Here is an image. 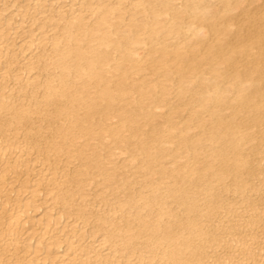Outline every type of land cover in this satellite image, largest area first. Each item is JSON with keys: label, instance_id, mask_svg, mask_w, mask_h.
<instances>
[{"label": "bare ground", "instance_id": "6f19581e", "mask_svg": "<svg viewBox=\"0 0 264 264\" xmlns=\"http://www.w3.org/2000/svg\"><path fill=\"white\" fill-rule=\"evenodd\" d=\"M44 1L0 0V264H150L153 259V264H264L263 3L249 11L243 0L236 2L247 14L242 27L239 11H229L237 4L230 2L235 7L229 9V0L222 1L221 12L209 10L218 0L209 7L201 0L198 4H205L206 11L204 5L196 7L195 0H183L182 11L175 0H95V6L93 0H79L75 8L72 3L65 7L61 1ZM252 1L245 3L247 8ZM19 6L18 15L5 13ZM138 12L141 17H136ZM193 24L192 33L199 36L192 43L179 40L168 48L167 32V38L178 37L183 26ZM160 29L164 39L157 36ZM155 40L158 47L142 48ZM204 64L214 72L207 70L214 76L208 84ZM143 71L150 74L139 75ZM152 73L154 79L149 78ZM193 74L206 79L195 81ZM224 76L232 88H226ZM191 77L206 85L198 88ZM164 81L177 85L175 98L187 97L186 116L182 107L177 111L178 101L167 98L170 87ZM247 81L250 84L244 85ZM230 96L237 105L232 98L225 100ZM165 100L168 110H163L161 125L153 119L162 110L154 106H164ZM224 101L231 102L235 115L246 108L245 119L238 120L241 113L238 119L232 116L237 121L229 117ZM195 107H203L210 118L205 120ZM175 111L184 117L181 126L172 119ZM197 124L207 137L198 136V128L190 136ZM212 143H227V151L223 144ZM246 143L249 148L243 150ZM206 146L209 154L199 161ZM180 147L186 156L182 162L171 156L177 150L180 159ZM114 148L127 158L118 162ZM168 157L176 165L169 167ZM208 167L214 169L208 175L215 182L205 179L204 186L199 178L205 176H194V171L202 169L205 175ZM163 178L168 187L159 193ZM223 180H231L230 185ZM197 181L211 198L212 189L220 191L215 188L219 181L225 188L233 185L234 192L228 187L232 194L246 195L237 201L240 206L233 197L232 203L224 197L226 205L210 203L207 196L203 203L197 200L199 192L197 199V193L192 194ZM91 183L100 188L89 193ZM135 183L140 185L137 191ZM150 187L152 194H145L149 191L143 189ZM214 194L215 199L221 196ZM163 196H173V206L161 200ZM197 202L203 211L197 210ZM222 206L219 220L217 209ZM216 211L219 223L213 222L210 231L196 214L215 217ZM98 231L102 234L95 243Z\"/></svg>", "mask_w": 264, "mask_h": 264}, {"label": "rangeland", "instance_id": "374dc122", "mask_svg": "<svg viewBox=\"0 0 264 264\" xmlns=\"http://www.w3.org/2000/svg\"><path fill=\"white\" fill-rule=\"evenodd\" d=\"M60 1L63 2V3L66 5L65 7H68V6H70V5L73 4L72 6H73L74 8L76 7V5H79V3H80L79 0H57V1H56V0H55V1H54V0H49V1H48V0L46 1V0H45L44 2H45V4H48V3H50V2H52V3H57V2H60ZM109 1H110V0H109ZM113 1H114V0H112L110 3H112ZM177 1H178V2H177ZM193 1H194V0H193ZM196 1H197V2H196ZM203 1H204V3H205L206 5L208 4V7H209V5H211V4L213 3V1L216 2L215 0H202V3H203ZM206 1H209V2L206 3ZM210 1H211V2H210ZM218 1H220V2H217L216 5H214V6H216V7H214V6L212 7V6H210V7H209V8H210L209 10H211V8H215V10H218L217 12H219V11L221 12L222 8H224V7H222V6H224V4H222V3H223V2H222L223 0H218ZM239 1L241 2V0H237V1L234 0V2L229 0V3H228V6H227V7H230V6H231V8H229V9H232V7L234 8L235 6H236V7L238 6V8H239V5H241V3H243V2L247 3L249 0H247V1H246V0H243V2L237 4L236 2H239ZM255 1H256V0H255ZM255 1H254V2H255ZM263 1H264V0H260V1L257 0V2H255V3L252 1L253 4L250 2V3H251V5H250L251 7L248 5V8H247V4H249V3H247V4L243 3L242 6L246 7V10L248 9V10L250 11V10H254V9H251L252 7H253V8H255V7H256V8H258V7H259V8H262V6H260V4H261V2H262V3H263L262 5L264 6V2H263ZM22 2H24V1H22ZM95 2H96L95 0L92 1V6H95ZM105 2L108 3V0H105ZM174 2H176V3L178 4L179 7H177L176 3H174ZM174 2H173V5H175V6L177 7V9L180 8V10H178V11H182V9H184V8H182V7L184 6V5L182 4L183 0H180L181 3L179 2V0H175ZM194 2H195V6H196V7H198V6L201 4V3L198 4L199 2H201V0H200V1H199V0H195ZM230 2H231L232 4H234V5H235V4H237V5H235V6L233 5V6H232V4H231ZM71 3H72V4H71ZM93 3H94V4H93ZM107 3H106V4H107ZM209 3H210V4H209ZM256 3H258V4H256ZM196 4H198V5H196ZM205 4H203L204 6L201 4L199 7H202V6H203V9L206 8V9H205V11H206V10H208V9H207L208 7H207ZM220 4H222V5H220ZM0 5H1V3H0ZM181 5H182V6H181ZM217 5H218V6H217ZM219 5H220L221 7H220ZM245 5H246V6H245ZM142 6H143V5H142ZM142 6H141V5H140V6H137V10H138L139 7H141V8H139V10L142 9ZM180 6H181V7H180ZM205 6H206V7H205ZM242 6H241V8H239V9L237 8L238 10H236V11L234 10L236 7H235L233 10H229V11H230V13H231V11H234V12L239 11V12H237V14H238V18L241 19V22H242V23H244V25H243L242 23H240V24L242 25V27H244V26H246L245 24H247V14L240 10V9L244 8V7H242ZM184 7H185V6H184ZM204 7H205V8H204ZM218 7L220 8V10L218 9ZM21 8H22V7H20V6H19L17 9H16L15 7H10L9 9L5 10V13H10V12H11V14H16V13H17V15H18L19 11H17V10H20ZM91 8H93V7H91ZM181 8H182V9H181ZM263 10H264V9H263ZM186 12H188V11L186 10ZM186 12L183 11L184 14H185ZM209 12H210V11H209ZM241 12H242V14H241ZM85 13H86V12H85ZM88 13L90 14V11L87 12L86 15H87ZM128 13H129V12H126L125 14L128 15ZM183 13H182V14H183ZM227 13H228V12H226V15H225V17H224V20L228 17V16H227ZM230 13H228V15H229ZM89 14H88V15H89ZM182 14H181V15H182ZM184 14H183V15H184ZM187 14H188V13H187ZM126 15H124V16L127 17ZM137 15L140 16L141 13L138 12V13H136V17H138ZM15 16H16V15H15ZM243 16H244V17H243ZM140 17H141V16H140ZM162 17H163V16H162ZM186 17H188V16L186 15ZM186 17L184 18V16H183V18H184L185 20H188L189 18H186ZM241 17H243V18H241ZM160 19H161V17H160ZM245 20H246V21H245ZM227 21H229V20L226 19V22H227ZM255 21H257V20H255ZM257 22H259V20H258ZM257 22H256L255 24H257ZM167 24H168V23H167ZM191 26H192V28H191V27L188 28V27H186V26H183L181 32L178 34V35H180V34H181V35L178 36V37H177V36H174L175 38H174L173 36H168V38H167V35H169V33L167 32V35H165L166 38L164 39L165 36H164V34H162V33H163V32H166V31H164V30H165V29L167 30V27H168V26L165 25V26H164L165 29H164V28H163V29L161 28V29L163 30V32H162V30L160 29V30H159L160 32H159V34H157V36H158V37L160 36L159 38L162 37V38L165 40V42H167L166 44H167L168 48H170V46H172L173 44H176V43H177L176 41H178V43H180V42H181V43H186V42H190V41H191L190 43H192V42L194 41L193 37L196 38V37L199 36V35H195V34L192 33V32H194V30H195V29L193 28L194 24L191 25ZM194 27H195V26H194ZM233 28H235V27H233ZM192 29H193V30H192ZM188 30H190V31H188ZM263 31H264V30H263ZM165 34H166V33H165ZM196 34H197V33H196ZM171 35H172V34H171ZM173 35H174V34H173ZM141 36H142V35H141ZM163 36H164V37H163ZM195 36H196V37H195ZM220 36H222V35H220ZM220 36L218 35V38H220ZM154 37H155V38H158V37H156V35H155ZM209 37H210V36H209ZM262 37H264V33H263ZM159 38H158V39H159ZM174 39H177V40H175V43H174ZM179 40H182V41L179 42ZM206 40H208V39H206ZM172 41H173V42H172ZM155 44H156V40H155V42L152 43L151 46H150V45L148 46V45L146 44L145 46H146L147 48H146L145 46H142V48L144 47L143 49L145 50V49H148L149 47H154V46H155V47H158V46H157L158 44H157V45H155ZM160 51H161V52L163 51L162 48H161V49H157V50H155V51H154V54H153V57L155 56V54H156V55H158V53L161 54ZM27 52H28V51H26L25 53L27 54ZM155 52H156V53H155ZM150 61H152V58H151ZM207 65H208V64H204V65H203L205 68L202 66L204 69L201 67V68H202L201 70H202V72L204 73V77H206L205 75H208V73H207L208 71H207V70H210V69H211L210 65H211L212 67H217L216 64H215V66H214V63H213V64H210V65H209V69H207V68H208ZM33 72H34V70H33ZM146 72H147V73H146ZM146 72L143 71L144 74H143L142 72H140V73H142V74H139V75H144V76L147 75V76H148V75L150 74V72H148V71H146ZM205 72H206V73H205ZM210 72H211V74H212L213 71L210 70ZM210 72H209V75L207 76V77L209 78L208 80H207L206 78H205V79H206V80H205L204 77H203V79H202L201 77H199V79H197L198 76H200V75L203 76V73L200 74V75H199V74H196L195 76H194V74H193L192 77H194L195 81H196V79H197V80L200 82L201 79H202V80H205V81H204L205 83H206V81H209L208 83H210V81H211L210 79L214 78V76L210 75ZM213 73H214V72H213ZM229 74H230V76H229ZM229 74H226V75H228V76L232 79L233 77H232L231 73H229ZM133 76H134V75H133ZM152 76H153V77H152ZM154 76H155V74L152 73V74L150 75L149 78H151V79L153 78V79H154V78H155ZM211 76H212V77H211ZM228 76H224V77L221 78V79H222V82H223L224 79L228 78V79H226V81H227L228 83H226L225 80H224V83H225V84H228V86H226L225 84H222V86H224L223 88H225V86H226V88H228V87L232 88V87H231V85H232V83H231V79H230ZM134 77H138V75L135 74ZM145 77H146V76H145ZM192 77H191V80H192V81L189 79V80L191 81L190 83H193V82H194V79H193ZM225 77H226V78H225ZM200 78H201V79H200ZM229 79H230V80H229ZM186 80H188V79H186ZM232 80H233V79H232ZM164 82H166V83L168 82L167 84H165V83H164V84L167 85L168 87H170V93H171V94H169V96L166 95V97L168 96V97H167L168 99H170V98L172 97V98H171L172 100L175 99L176 101H178L177 103L180 104V105H179L180 108H178V110H177V109H176V110H177V111H179V109L181 110V107L183 108L184 103L186 102L185 100H187V97H186V98L183 97V98H185V99L180 98V99L178 100V98H175V96H174V91H175L174 89L177 88V85H175V84H173L172 82H169V81H164ZM229 82H230V83H229ZM249 82L251 83V80H249ZM249 82H248V81L245 82L244 85H248V84H250ZM169 83H172V84L174 85V86H172L173 88H171V86H170ZM185 83L187 84L186 81H185ZM185 83H183V84L185 85ZM190 83H189V84H190ZM194 83H195V82H194ZM205 83L201 82V83L198 84V83L196 82L195 84H196V86H197V84H198L197 87H198V88L200 87V89H201V88L204 87L206 84H208V83H206V84H205ZM168 84H169V85H168ZM200 84H202V85H201L202 87L200 86ZM203 84H205V85L203 86ZM190 85H191V84H190ZM193 85H194V84H192L193 89H195V90L198 91V88H197V87L195 88V85H194V86H193ZM232 86H233V85H232ZM172 90H173V93H172ZM231 90H232V92H233V89H231ZM232 92H231V93H232ZM170 96H171V97H170ZM173 96H174V97H173ZM227 98H228L229 100L232 98V99H231V102H232V101L235 102V100L233 99V97H231V96H230V97H226L225 100H228ZM168 99H167V100H168ZM182 99L184 100L183 102L181 101ZM180 101H181L183 104H182ZM162 102H163V101H162ZM162 102H161V104H163V103L165 102V103H164V106H163V105H160V102L157 104V106H154V107H156V109H157L158 106H159L158 110H162V114H161V112L156 111L155 108H154V110H155V111L159 114V116H160V117L157 116V119H158V118H160V119L158 120V122H157V119H153L154 122H156V123H159V124H160V123L162 122L161 125L164 123V120H165V117H162L163 114H164V111L168 110V106L166 105L167 101L165 100L163 103H162ZM231 102H230V103H231ZM234 102H232L233 106H235V104L237 105V102H236V103H234ZM224 103H226L227 106H225L224 109H223V108H222V109H223V110H227V109H229L230 112H229L228 110L225 111V112H226V113L229 112V113H228V116H229V117H230V116H231V117L234 116L236 111H235V110L232 111V107H233V106L229 103V101H227V102L224 101ZM229 104L231 105V107H230ZM211 105H213V104L211 103ZM161 106H163V107H161ZM166 106H167V107H166ZM165 107H166V108H165ZM227 107H228V108H227ZM229 107H230V108H229ZM160 108H162V109H160ZM195 108H196V107H195ZM195 108H194V109H195ZM200 108H201V112L203 113V111H205V109H204L203 107H200ZM200 108H199V107L196 108V112L198 111V109H199L198 112H200ZM202 108H203V110H202ZM219 108H220V107H219ZM183 109L185 110L186 108H183ZM183 109H182V111H184ZM222 109H221V112H222ZM233 109H234V108H233ZM245 109H246V108H245ZM245 109H243V110H244V113H243V110H242V112H240L242 115L239 113L240 110H238V112L236 113V115H239V114H240V115L238 116L239 119H238V117L235 115V117H236L238 120H240V117H241V116H242V117H243V116L245 117V114H246V112H245L246 110H245ZM163 110H164V111H163ZM182 111H180V112H182ZM186 112H187V111L185 110V111L182 112L181 114L184 115V116H186ZM198 112H197V113H198ZM221 112H220V114H222L223 116L225 115V116L227 117V115H226L225 113H223L224 111H223L222 113H221ZM231 112H232V115H229V114H231ZM175 113H176V111L174 112V114H175ZM202 113H198V114H200V115L202 116ZM205 113H206V112H205ZM205 113H203V116H202V117L206 120V119H208V118H210V117H208V115L205 114ZM218 113H219V112H218ZM233 113H234V114H233ZM238 113H239V114H238ZM174 114L172 113V115H173V116H176V117L178 116L177 114H179V117H177L178 119H177L176 117H174L175 119L172 117V119H173L174 121L176 120V122L178 121V122H177V125H178V123H179V124L181 123L180 125H178V126H181V125H182V120L184 119V117L182 118V117H181L182 115H181L179 112H177V114H175V115H174ZM204 114H205V115H204ZM161 115H162V116H161ZM206 116H207L208 118H206ZM161 117H162V118H161ZM229 117H228V118H229ZM235 117H234V118L232 117V119H235V120H236ZM244 117H243V118H244ZM179 118H180V119H179ZM181 118H182V119H181ZM243 118H241V119H243ZM244 119H245V118H244ZM244 119H243V120H244ZM161 120H162V121H161ZM179 121H180V122H179ZM236 121H237V120H236ZM150 122H153V121L151 120ZM154 122H153V123H154ZM242 122H243V121H242ZM200 126H201V125H200ZM200 126L197 124V127H195V126H194V127H191V129H190L189 131H191L192 134H190V136H192V135L195 136V135H196V130H198L199 128L202 129ZM194 128H196V129H194ZM197 128H198V129H197ZM200 129H199V133H198V131H197V135H198V136H202V137L205 138V137H207V136L209 135V134L207 135L206 133H205V134H206L207 136H205V135H204V136L201 135L200 133H202V132H201L202 130H200ZM194 130H195V131H194ZM189 131H188V132H189ZM193 131H194V132H193ZM188 132H187V133H188ZM191 132H189V133H191ZM189 133H188V134H189ZM188 134H186V135H187L188 137H190ZM186 135H185V136H186ZM257 138H258V137H257ZM202 139H203V138H202ZM256 140H257V139H255V141H254L255 143H256ZM259 141H260V140L258 139V142H259ZM204 142H206V141L203 140V143H204ZM258 142L256 143L257 145H258ZM239 143H240V146H241V147L244 145V144L241 145V144H242L241 141L238 142V145H239ZM248 143H249V142H248ZM248 143H246V145L244 146L245 149H243V150H246V149L248 150V148H249V147H248ZM259 143H261V141H260ZM213 144H214V146H215V144H216V146H217V145L219 146V145H222L223 143H222V144H219V143H218V144H217V143H212V147H213ZM250 144H251V143H250ZM210 145H211V144H210ZM210 145H207V146H210ZM251 145H252V144H251ZM257 145H256V146L254 145V148L257 147ZM259 145H260V144H259ZM207 146L204 148V151H205V149L208 150L209 147H207ZM218 146H217V147H218ZM249 146H250V145H249ZM263 146H264V145H263ZM212 147H210L209 150H211ZM220 147H222V148L224 147V150L227 151L226 148H228V144L226 143V145H225V143H224L223 146H220ZM225 147H226V148H225ZM246 147H247V148H246ZM250 147L253 148V146H250ZM242 148H243V147H242ZM115 149H117V148H114V150H115ZM118 149H119V148H118ZM180 150L183 152L184 149L181 148V147L178 149V152H180V153H179V154H180V155H179L180 159L176 158V157H178V156H177L178 153L176 152L177 150L174 152V153L176 154V155L174 154L175 156H174L173 154L171 155L172 157H174V159H177L178 162H180V161L182 162L183 159H184V160L186 159V158L181 157V156H184V157H186V156H185V154L182 153ZM207 150H206L204 153H203V152L199 153L200 156H203V157H199V156H198V157H199V161H201L202 159L206 158V155L209 154V153H208L209 151H207ZM115 151H116V150H115ZM118 151H119V152H118ZM184 151H185V150H184ZM116 152H117V153H116ZM116 152H114V153L117 154V157H116V158H117V159L119 158V161H118V162H122L124 158H127V156L125 157V155H127V154H125L126 152L124 153V152L121 151V150H117ZM206 152H207V154H206ZM185 153H186V152H185ZM229 154H230V155H229ZM204 155H205V157H204ZM231 155L233 156L232 153H228V156L231 157ZM122 157H124V158H122ZM172 157H170V158L172 159ZM120 158H121V159H120ZM170 158L168 157V158L165 159V160H169ZM117 159H116V160H117ZM171 159L169 160V161H171V164L169 163V161H167V165L169 166V164H170L169 167H171L172 164H175V165H176V163H172V160H171ZM181 159H182V160H181ZM200 159H201V160H200ZM120 160H121V161H120ZM184 160H183V161H184ZM203 161H204V160H203ZM178 162H177V163H178ZM232 164H233V163H232ZM195 165H196V164H195ZM234 165H235V163H234ZM234 165H233L232 167H235ZM200 166H201V165H200ZM197 167H199V166L197 165ZM230 167H231V166H230ZM232 167H231V168H232ZM199 168H200V167H199ZM131 169H133V168H130V169L127 171V173L130 175V177H132V171L134 172V169H133V170H131ZM206 169H207L208 171L205 172V175H204V172H202V171H203L202 169H201V171H200V169H198V170L196 169V170L194 171V172H195V175H194V176H198V177H199L200 175H196V173L198 174V172H199V174H201V175L203 174V176H205L204 180L201 179V178H199L200 181L202 180V181H201L202 183L204 182V183H203L204 186H205V184H206V182H207L206 180L209 179V175H208V173L210 174V172L212 173V172H213L212 170H214V169H212V168H210V169H212V170H210L209 167L206 168ZM206 169H205V170H206ZM209 170H210V172H209ZM200 172H202V173H200ZM210 175H211V174H210ZM153 176H154V178L157 177L156 174H153ZM206 176H207L208 178H206ZM226 176L228 177V179H226V177H225L224 179H226V180L228 181L229 178H230V174H227ZM201 177H202V176H201ZM247 177H248V176H247ZM202 178H203V177H202ZM163 179H164L163 182H161V186H162V187L159 186L161 189H160V188L158 189L159 193H160L161 191H163L162 188L165 189L166 186L168 185V184H167V183H168V180H167L166 178H163ZM165 179H166V180H165ZM205 179H206V180H205ZM230 179H231V178H230ZM210 180H211V182H212V180H213V178H212L211 176H210L209 181H210ZM166 181H167V183H166ZM200 181H197V182H196L197 185H196V187L192 190V191H194V193L192 192V194L194 195L195 193H197V194L199 195V196H198L197 194L194 195V196L196 197V199L199 198V197H200V194H201V198H200L201 200H200V199H197L198 201H201V202H203L204 199L206 200V196H207V200L210 198L209 202H210V201H211V202L213 201V203H215V205H220V204L223 205V204L226 203L225 201H227V200H229V199H232V197H233L234 200H235V198H237L234 204H239V206H240L241 203H238V202H242V200H243V198H242L243 196H241V195H246V192H244V194L238 195V194H240L241 191H239V193H238V191H237L238 194H236V192H235V194H234V193L232 194V193L230 192L231 189H232V191H233V190H234V191L236 190V189H234V187H233L232 184H231L232 186H228V187H231V189H229L228 187H227L228 189L225 188V187H223L224 185H226V184H228V183H229L228 185H230V181H231V180H230L228 183H226V181L223 180V181H221V182H224V181H225L226 184H225V183H224V184H223V183H220V181H219V183L216 182L217 184H215V188H216L217 186H219L220 188L217 187V189H219L220 191L222 190L221 193H224L225 195H224V194H221L220 191L218 192V190L216 191V189H215V192L218 193L219 196L221 195V196L219 197L220 199L226 197V200H225V198H224V199L221 201V200L218 198V196H217V197H216V199H218V202H217V200L215 199V195H217V194H214V193H215V192H213L214 190L212 189V192H213V193L211 192V196L214 195V198L209 197L210 194H208V192H206L205 190H203V189H204V186H203V185H202V188H201L200 185H201L202 183H200ZM205 181H206V182H205ZM164 182H165V183H164ZM198 182H199L200 184H199ZM213 182H215V181L213 180ZM92 184H93V185H92ZM162 184H163V185H162ZM165 184H166V185H165ZM218 184H223V186H222V185H218ZM216 185H217V186H216ZM90 186H91L92 188H91ZM99 186H100V185H97V186H96V185H94V183H91V184L88 185V189H87V190H88L89 193H90L91 191L94 192V190L97 189ZM135 186H136L137 188H135ZM199 186H200V187H199ZM133 187H134L136 190H135L134 188H131V190H132L133 192H135V191L138 190V188L140 187V185H139V183H135V184H133ZM167 187H168V186H167ZM197 187H198V188H197ZM232 187H233V188H232ZM99 188H100V187H99ZM150 188H151V189H150ZM150 188H144L145 190L143 189V192H145V191L148 190L149 193H145V194H147V195H148V194H152V189H153V187H150ZM196 188H197V189H196ZM199 188H201L202 191H200ZM222 188H223V189H222ZM89 190H90V191H89ZM131 190L129 189L127 192H131ZM134 190H135V191H134ZM154 190H155V189H154ZM223 190H225V191L223 192ZM150 191H151V192H150ZM203 191H205V192H203ZM226 191H228L229 193H227ZM234 191H233V192H234ZM93 192H91V193H93ZM198 192H199L200 194H199ZM202 192H203L205 195L202 194ZM116 193H117V195H118V194H119V195L121 194L120 196H122V194H123V192H122V193H121V192H120V193L116 192ZM116 193H114V194L116 195ZM131 193H132V192H131ZM163 193H164V191H163ZM242 193H243V192H242ZM177 194H178V193L176 192L175 195H177ZM227 194H229V195H227ZM230 194H231V195H230ZM112 195H113V193H112ZM178 195H179V194H178ZM203 195H204V196H203ZM226 195H227V196H226ZM202 196H203V199H202ZM228 196H229V198H228ZM240 196H241V197H240ZM89 197H92V194H89ZM170 197H171V198H170ZM204 197H205V198H204ZM208 197H209V198H208ZM239 197H240V199H239ZM162 198H163V199H161V200H164V202H166V200H167V202H169V203L171 202V204H172L171 206H173V204H174V203H173V196H169V197L163 196ZM227 198H228V199H227ZM165 199H166V200H165ZM171 199H172V201H170ZM233 199L230 200V202L227 201V203H228V202H229V203H232V202H233ZM241 199H242V200H241ZM215 200H216V202H214ZM219 200H220L222 203H221ZM224 200H225V201H224ZM239 200H240V201H239ZM142 201H143V200L139 201V203L142 202ZM158 201H159V200L154 201L153 204L155 205V202H156V204H157ZM237 201H238V202H237ZM167 202H166V204H168ZM201 202H197V203H199V204L196 203V205H197L196 207L199 208V209H197L196 207H195V208H196L198 211H199V210L201 211V208H202V211H203V207H204V206H202L203 204H200ZM211 202H210V203H211ZM219 202H220V203H219ZM223 202H224V203H223ZM236 202H237V203H236ZM203 203H205V201H204ZM217 203H218V204H217ZM227 203H226V204H227ZM226 204H225V205H226ZM234 204H233V206H234ZM41 205H42V206H41ZM41 205H40L41 207H39V210H40L42 207H44L43 204H41ZM200 205H201V207H199ZM213 205H214V204H213ZM221 205H220V206H221ZM169 206H170V205H169ZM236 206H237V205H236ZM157 207H158V204L156 205V207L154 206L153 208L155 209V208H157ZM219 208H220V207H219ZM219 208H218L217 210L219 211L218 213H220V216H218V217L216 216V215H218L217 211H216L215 217L213 216L214 213H213L211 216H208V215H207V217H208V218H211V219H208L207 217H204L203 215H200L199 213H198L199 215L196 214V215H197V218H200V216H202L201 218H203V220H205V224H207V226H209L210 231L213 229V228H211V227H214V223L217 221V219L220 220V218H222L221 213H222L223 211H221V210H222L223 206L220 208V210H219ZM233 208H234V209L237 208V210H238V206H237V207H233ZM133 209H134V208H133ZM133 209H132V211H133ZM239 209H240V207H239ZM193 210H194V209H193ZM212 210H213V209H212ZM235 210H236V209H235ZM175 211H176V210L174 209L173 212H175ZM198 211H197V212H198ZM200 211H199V212H200ZM220 211H221V212H220ZM142 212H143V210H142ZM195 212H196V210H195ZM118 213H119V212H118ZM222 214H223V213H222ZM233 214H234V212L232 211V215H233ZM232 215L230 214L231 217H232ZM180 217H182V216H180ZM213 217H214V218H213ZM216 217H217V219H216ZM219 217H220V218H219ZM231 217L228 216V218L226 217L227 219H225V220H228V219L231 220V219H230ZM201 218H200V220L202 221ZM212 218H213V219H212ZM177 219H181V220H182L183 218H179V217H178ZM177 219H175V220H177ZM206 219H208V220H206ZM181 220H177V221L181 222ZM211 220H212V221H211ZM219 220H218V221H219ZM229 220H228V222H229ZM206 221L212 223L213 226H212V224L207 223ZM213 222H214V223H213ZM218 223H219V222H216V223H215V226H216V224H218ZM226 223H227V222H226ZM208 224H209V225H208ZM87 227H89V226H87ZM67 228H68V226L66 227V229H67ZM223 230H224V229H223ZM226 230H227V229H226ZM100 233L102 234V231H98L97 234H96V236L94 237V240H96L95 243L97 242V239L101 238V237H100V236H101ZM223 233H224V232H223ZM220 234H221V236L223 235L222 233H219V236H220ZM224 234H225V233H224ZM116 240H117V239H116ZM140 242L142 243L143 240H140ZM205 244H206V243H205ZM61 246H62V247H61ZM61 246H60V248H58L59 251H62L61 249L64 247L63 244H62ZM105 249H106V246L104 247V250H105ZM104 250H103V252H106L108 249H106V251H104ZM155 259H156V257H155ZM149 262H150V264L155 263L154 259L151 260V261H149ZM152 262H153V263H152ZM116 264H122L121 260L118 261ZM147 264H149V263H147Z\"/></svg>", "mask_w": 264, "mask_h": 264}]
</instances>
